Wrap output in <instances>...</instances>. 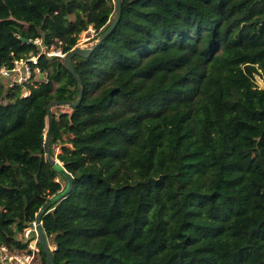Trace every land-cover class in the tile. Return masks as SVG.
Segmentation results:
<instances>
[{
    "label": "trees",
    "instance_id": "trees-1",
    "mask_svg": "<svg viewBox=\"0 0 264 264\" xmlns=\"http://www.w3.org/2000/svg\"><path fill=\"white\" fill-rule=\"evenodd\" d=\"M0 0V244L43 215L56 264H264V0ZM39 38L42 44L35 42ZM31 57H37L35 62ZM43 74V77H40ZM15 77V79H14ZM28 92L27 95H24ZM41 264H50L39 242Z\"/></svg>",
    "mask_w": 264,
    "mask_h": 264
},
{
    "label": "water",
    "instance_id": "water-1",
    "mask_svg": "<svg viewBox=\"0 0 264 264\" xmlns=\"http://www.w3.org/2000/svg\"><path fill=\"white\" fill-rule=\"evenodd\" d=\"M116 4V14L109 25V27L100 34L98 40L93 44V46H75L72 50L66 52L64 56V62L67 66V68L76 76L78 82H79V89H80V96L75 102L72 101H53L48 105V117L50 121V116L52 109L56 105H71V106H77L79 102L82 100L83 97V89H82V82L81 78L76 72V69L71 61L72 57L74 55H79L81 57H88L94 49L104 40L117 26V24L120 21L121 15H122V0H114ZM41 77H43V74H41ZM42 139L47 143V159L50 162V164L62 175L65 177L67 180V185L66 187L53 196L41 209L40 211L36 214V223H37V229H38V236H39V242L41 243L46 255L47 259L50 264H56L52 255V248L50 244L48 243L46 233L43 227V215L51 209L52 206H54L57 202H59L65 195L69 194L73 190V184H74V179L73 175L65 168L64 164L55 156L52 155L51 153V147H50V127H48L46 133H43Z\"/></svg>",
    "mask_w": 264,
    "mask_h": 264
},
{
    "label": "built area",
    "instance_id": "built-area-1",
    "mask_svg": "<svg viewBox=\"0 0 264 264\" xmlns=\"http://www.w3.org/2000/svg\"><path fill=\"white\" fill-rule=\"evenodd\" d=\"M35 42L42 44V41L39 38H37ZM41 51H46L50 56L58 55L63 57L66 54L61 48L57 51H50V47L44 44L41 46ZM31 59L35 62L37 61V57H31ZM27 60L28 59L16 60L14 68L9 69L7 67H2L0 68V73L9 76L13 72H17L19 74L17 80L19 79V82L26 81L31 76V69ZM18 66H21L20 70H18ZM27 94L28 93H25L24 95ZM20 238L27 244L25 248H11L5 244H0V264H34L40 254L36 220L25 228L24 232L20 235Z\"/></svg>",
    "mask_w": 264,
    "mask_h": 264
},
{
    "label": "rangeland",
    "instance_id": "rangeland-1",
    "mask_svg": "<svg viewBox=\"0 0 264 264\" xmlns=\"http://www.w3.org/2000/svg\"><path fill=\"white\" fill-rule=\"evenodd\" d=\"M95 35V32L93 30L92 27L89 28V30H86L84 31L83 33H81L80 35V38H79V41H78V44L77 46H93V44L97 41V39H95L94 36ZM41 40V39H40ZM42 41V40H41ZM50 47V51L52 50H55L57 51L59 48L56 47V45L52 44ZM21 69V66H18V70ZM41 77V76H40ZM15 79V77H14ZM17 79V78H16ZM19 80V79H18ZM13 79L11 78H6L4 77L2 81H0V96H1V93L8 87V86H11L12 83H13ZM256 82L257 84L260 86V87H263L264 88V76H259L257 75L256 76ZM25 93H28V92H25ZM24 93V94H25ZM1 98V97H0ZM55 110H60V111H69L70 108L68 106H60L59 108H54ZM46 133V132H45ZM61 152V148L60 147H57L56 148V154H55V157L57 158V155L58 153ZM48 240V243L51 241L50 238H47ZM50 244V243H49ZM50 246L52 248H54L55 246L53 244H50ZM34 264H41V254H39L37 260L34 262Z\"/></svg>",
    "mask_w": 264,
    "mask_h": 264
},
{
    "label": "clouds",
    "instance_id": "clouds-1",
    "mask_svg": "<svg viewBox=\"0 0 264 264\" xmlns=\"http://www.w3.org/2000/svg\"><path fill=\"white\" fill-rule=\"evenodd\" d=\"M65 53H66V52H65ZM64 56H65V55H64ZM64 56H63V57H64Z\"/></svg>",
    "mask_w": 264,
    "mask_h": 264
}]
</instances>
